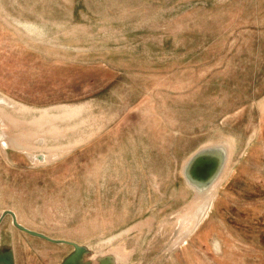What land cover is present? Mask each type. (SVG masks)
Masks as SVG:
<instances>
[{
  "label": "rangeland",
  "instance_id": "1",
  "mask_svg": "<svg viewBox=\"0 0 264 264\" xmlns=\"http://www.w3.org/2000/svg\"><path fill=\"white\" fill-rule=\"evenodd\" d=\"M217 143L197 192L183 165ZM5 209L81 264H264V0H0ZM0 245L72 249L8 214Z\"/></svg>",
  "mask_w": 264,
  "mask_h": 264
},
{
  "label": "water",
  "instance_id": "2",
  "mask_svg": "<svg viewBox=\"0 0 264 264\" xmlns=\"http://www.w3.org/2000/svg\"><path fill=\"white\" fill-rule=\"evenodd\" d=\"M226 156L227 149L221 143L204 145L194 150L182 168V177L186 185L197 192L207 190L223 168ZM204 207L205 205L202 208ZM202 213L203 211L199 214L198 222L201 220ZM5 214L11 217V222L16 228L31 236L43 238L53 243L71 245L72 249L61 259L59 264H81L80 258L87 249L84 245L64 238H53L42 232L28 228L16 220L14 212L10 209H5L1 212L0 222ZM0 264H14V254L11 246L0 245Z\"/></svg>",
  "mask_w": 264,
  "mask_h": 264
}]
</instances>
